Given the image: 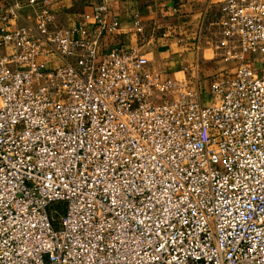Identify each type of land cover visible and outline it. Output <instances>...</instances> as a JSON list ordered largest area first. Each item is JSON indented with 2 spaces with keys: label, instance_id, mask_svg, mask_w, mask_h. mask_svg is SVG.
Wrapping results in <instances>:
<instances>
[{
  "label": "built area",
  "instance_id": "2783aa9c",
  "mask_svg": "<svg viewBox=\"0 0 264 264\" xmlns=\"http://www.w3.org/2000/svg\"><path fill=\"white\" fill-rule=\"evenodd\" d=\"M51 5L0 14V264H264V0L222 1L210 104Z\"/></svg>",
  "mask_w": 264,
  "mask_h": 264
},
{
  "label": "crops",
  "instance_id": "0c3cea01",
  "mask_svg": "<svg viewBox=\"0 0 264 264\" xmlns=\"http://www.w3.org/2000/svg\"><path fill=\"white\" fill-rule=\"evenodd\" d=\"M27 1L19 0L24 5ZM222 1L52 0L50 9L56 15V23L60 27L76 24L85 13L103 10L121 24L116 35H104V51L141 47L150 58L153 69L162 73L163 78L193 81L199 63L204 58V54H201V58L198 52L216 36L214 26L220 15ZM12 3L13 0H0V14L8 11ZM30 12L26 10V14ZM137 18L142 22L146 34L142 43L135 28ZM206 67L209 69V65ZM215 69L208 73L213 75ZM220 77L218 75L215 79ZM198 89L201 88L198 86Z\"/></svg>",
  "mask_w": 264,
  "mask_h": 264
},
{
  "label": "rangeland",
  "instance_id": "374dc122",
  "mask_svg": "<svg viewBox=\"0 0 264 264\" xmlns=\"http://www.w3.org/2000/svg\"><path fill=\"white\" fill-rule=\"evenodd\" d=\"M215 43H216V38H213L210 41V44L201 47V51L198 52L200 53L199 57H201L202 56L201 54L203 53L204 58H202L203 56L201 57L202 61L199 63V67L196 70L195 79H193V84L194 86H196L195 88L197 89L198 86L201 88L200 90L198 89V91L202 95V99L207 104H210L212 100V96L208 93L211 81L214 80L218 75L224 76L233 73L238 65V62L236 61L230 63H225L224 61H222V59L216 53ZM259 58H260L259 54L246 55V60L250 61L254 67L257 66ZM148 59L150 58L148 57ZM208 65H209L208 67L209 69H206L207 68L206 66ZM215 67L216 69L214 70L215 73L213 71L214 73L213 75L211 73H208L209 71H212Z\"/></svg>",
  "mask_w": 264,
  "mask_h": 264
}]
</instances>
